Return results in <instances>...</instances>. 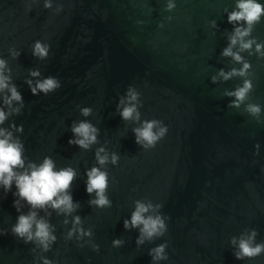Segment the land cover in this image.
I'll use <instances>...</instances> for the list:
<instances>
[{
	"label": "water",
	"instance_id": "obj_1",
	"mask_svg": "<svg viewBox=\"0 0 264 264\" xmlns=\"http://www.w3.org/2000/svg\"><path fill=\"white\" fill-rule=\"evenodd\" d=\"M0 264H264V0H0Z\"/></svg>",
	"mask_w": 264,
	"mask_h": 264
}]
</instances>
